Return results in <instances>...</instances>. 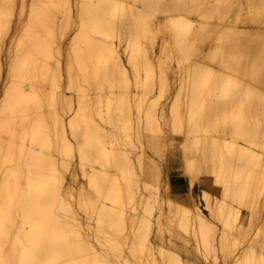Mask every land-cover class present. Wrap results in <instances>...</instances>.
<instances>
[{
  "label": "bare ground",
  "instance_id": "1",
  "mask_svg": "<svg viewBox=\"0 0 264 264\" xmlns=\"http://www.w3.org/2000/svg\"><path fill=\"white\" fill-rule=\"evenodd\" d=\"M174 131L184 165L195 147L210 171L200 202L195 181L179 199L160 184ZM254 146L264 0H0V264H185L160 244L183 231L264 264L262 228L229 233L224 213L264 182Z\"/></svg>",
  "mask_w": 264,
  "mask_h": 264
},
{
  "label": "rangeland",
  "instance_id": "2",
  "mask_svg": "<svg viewBox=\"0 0 264 264\" xmlns=\"http://www.w3.org/2000/svg\"><path fill=\"white\" fill-rule=\"evenodd\" d=\"M216 131L214 130V131H212V133L214 134ZM177 132L176 131H174V133L173 132H171V133L169 132V137L167 138L168 140H166V142L168 143L170 141L169 140L170 137H172V139L168 143V146H167V143H166V146L167 147H166V152H165L164 158L163 157L162 158L161 157H155V159H158V162L161 165L162 171H163V175H162V179H161L160 184H161V186H163V185L170 186L171 185V191L175 194L176 198L179 199V198H181L183 196L184 191L186 189V186H188L192 181H195V183L197 182L196 184H194V192H193V200H194V203H197V202H200V194H201V191L200 190H202V188H203V185H202L201 181L199 180V178H209L210 171L205 170L202 167L203 166V164H202L203 163V160H201V158H200V156L198 154L199 152H198L197 148H195V147L192 148L193 152L190 154V160H193L194 161V168L193 169H189L188 166H187V163H186V165H184L185 163L183 162L182 157H181V146H180V142L183 139V135H182L183 133L182 132L180 133L179 131H177ZM220 132L221 131H217L216 134L218 135V133H219L221 136H225L226 135L225 137L227 139L230 138V134L229 133L223 135L224 133H222V132L220 133ZM217 137H219V135ZM230 139H232V138H230ZM241 140L242 139L239 138L238 139V143H243V144L246 143L243 140L242 141ZM172 141H174L173 144H172ZM254 148L257 151H259V152L262 151L261 152V157L264 159V156H263L264 155V151H263L264 149H263V147H260L259 148V146H254ZM261 148H262V150H261ZM263 163H264V161H263ZM263 163H262V167H263ZM263 170H264V167H263V169H262L261 172H263ZM149 182L152 183V184L155 183V181L153 180V173L150 176ZM259 184H261V186H262V185H264V182L263 181H260ZM259 184H257V186H255L253 188V190H254L253 196L251 195V197H250V194H249L248 197H247V199L250 197L249 198V201H250V199H252V197H253V199L256 201V202L255 201L254 202L256 204L258 203L259 207L262 206L261 208L263 210L259 208V212H258V209L256 207L257 205L254 206V210H252V216H251V209L249 210L248 207L244 205L246 203L245 200H247V199H244V200L240 201L241 202L240 203V206H239V203H238V200L239 199L238 200L236 199L237 202L235 201V199H233V200L231 198L229 199V201H230L229 203H230V205H232L231 206L232 210H230V211H232V212L229 213V207L227 209H225L224 213L225 212L226 213L227 212L229 213V214L227 213L225 217H227V215L229 216L230 214L233 213L232 215H230V218L232 216L231 220L233 218H234L233 220H235V216H236L235 211L237 209H240V212H241L236 217L237 222H235L236 220L235 221H233V220L231 221L229 219L230 222H232L231 224H233L232 225L233 226L232 227L233 229H231L229 227H228L229 229L226 228V230L229 233L235 231L234 228H236L235 227L236 225H234V223L235 224H238L240 220L243 221V223L245 225V228H247V229L249 228L250 224L251 225L253 224L252 226H250L252 229L249 228L250 230L249 231L247 230L248 231V234H250L249 237H252L256 233V231L259 230V227H261L262 228V229L260 228L261 231L264 232L263 231L264 230V220H263L264 219V205H263L264 204V191H263L264 190L263 189L264 186L261 187V186H259ZM259 187L262 189V191H261V189ZM259 189H260V191H259ZM214 195H216V193L212 189L211 190V199H214ZM255 209L257 210L256 211V214L258 213L257 215L255 214ZM205 211L208 212V210H206V209H205ZM261 212H262V214H261ZM224 213H223V216L225 215ZM223 216H222L223 219H221V222H220V220L219 221L217 220L218 218L214 219V220H216L215 221L216 229H215V231H211L210 232V235L215 238V241L217 240L218 242H219V240H222L223 241V239H222L223 238V234H224L223 233L224 232V228H223V224L224 223L223 222H225V221L222 222V220H226V219H224L225 217H223ZM254 217H256L257 219L254 218ZM230 222H229V224H230ZM256 223H258V224H256ZM183 234L185 236V239L188 242L190 240L191 243L190 242L188 243L184 238H183L184 241L182 240V238H181V240H179L180 238H177L176 236L175 237L177 238L176 239L177 241H171V240L169 241V239L166 236L165 240H167V241L165 243H160V244H163V245L167 246L171 250H176L181 255V257L184 258L185 264H189V263L190 264H215V263L216 264H224V261H225L226 264H233V262L235 261L234 263L236 264V263L239 262V260L241 261V259H239V258L242 257V255H243L242 253H244V250L247 248V245H248V244L245 243L246 241L245 242L242 241V242H240L241 245L238 244V243H234V245H235L234 246L232 244V241L234 240V237H233V235L230 237V235H231L230 234L227 237L228 239H226V245H228V247H232V249L235 247L234 249L236 251L235 250L233 251V250H231V248H228L229 250H231L230 253H228L229 251L226 252L229 255L228 254L227 255L226 254L224 255V253L221 255V252H218V251L213 253L212 249L210 250L209 247H208L209 249H207V250H210V251L209 252L207 250L205 251V249L207 248V246L205 244H203L202 241H201L202 243L201 242L200 243H196L195 238L192 235L186 233L185 231H183ZM175 237H173V238H175ZM173 238H171V239H173ZM231 238H233V239L232 240H229ZM247 240H249V239H247ZM194 245H196V246H194ZM237 245H239L242 249L243 248L244 249L242 250ZM187 246H189V249H188ZM193 246L197 249V252H196V249ZM185 247H187V248H185ZM192 247H193V249H192ZM186 249H188L189 252ZM215 253H217V256L218 257L216 256ZM239 255H240V257H239ZM229 256H231L230 261H229ZM223 257H226L227 259L224 258V260H223ZM237 258L239 260H237V262H236V259Z\"/></svg>",
  "mask_w": 264,
  "mask_h": 264
}]
</instances>
